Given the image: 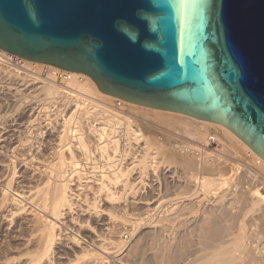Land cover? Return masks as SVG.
I'll return each mask as SVG.
<instances>
[{
	"label": "water",
	"instance_id": "95a60500",
	"mask_svg": "<svg viewBox=\"0 0 264 264\" xmlns=\"http://www.w3.org/2000/svg\"><path fill=\"white\" fill-rule=\"evenodd\" d=\"M0 48L222 123L264 159V0H0Z\"/></svg>",
	"mask_w": 264,
	"mask_h": 264
},
{
	"label": "bare ground",
	"instance_id": "6f19581e",
	"mask_svg": "<svg viewBox=\"0 0 264 264\" xmlns=\"http://www.w3.org/2000/svg\"><path fill=\"white\" fill-rule=\"evenodd\" d=\"M14 59H16L17 61L14 62ZM1 63H7L11 66L16 65L17 69H20V70H21V68H25V70H30L31 72H29V73H30L31 78H29V79L21 78L23 76L20 77V73H18L16 71H15L16 73H14V71L12 72V71L8 70L4 66H2ZM44 67H47L50 69V71H52L47 78H43L40 76V71ZM57 73H62V75L64 76V79H62V82H64V84H62V85L59 84ZM0 87H4V89L6 91L5 95L8 97V99L12 100L13 102H16L17 99H21V98L25 99V98L33 97V96L38 97L40 94L44 95V98L39 97V99H38L39 101H41L38 103H40L39 106L42 105V108H48V107H45L44 105H49L52 102L54 104L55 100H52V99L58 100L59 98L62 99V97H63V99L65 97H68L67 102H68L69 106H71V108H74V110L69 117H65L66 121L64 120L65 121L64 123H68L71 120V118H73L75 116V113L77 111H81V113H88V114L90 113V115H91V113H96V114L100 115V117L97 119L102 118L100 123H96V124H101V125H96L95 123H92V122H94V120L89 121V123L87 124V128H88L89 132L87 130L86 131L88 132V136L91 137V140H92V137L94 138V141L93 140H92L93 142L91 141L92 142L91 145H88V142L86 141V136H83L86 131L83 128V125H81V121L78 120V121H76L77 125H74V128L71 129V134H72L71 137L72 138L68 141L67 144L65 143L62 145V143H64L65 140H67V135H66L67 131L64 129L63 130L64 133L59 135L60 136V139H59L60 143L59 144H61L62 147L70 144L68 147V149L70 150V152H69L70 156L65 157V155H63V153H60L58 156L59 160L56 161L55 163L51 164L50 166H48L49 164L46 162V160L43 161L44 159L38 158V161L41 160V162H46L47 164H46V166L43 165V167L42 166L40 168L35 167L34 170L32 169L31 171H33V173L31 172L32 174H30V176H35L36 175L35 172L37 170V172L41 171V175L43 174V176H45L47 179V180L45 179L46 180V181H44L45 185L42 188H40V187L37 188L38 190L44 191V200L41 202V204L37 205L35 199H31V197L27 196L30 194L31 188H30V191H28V190L25 191V189H24V191L16 192L15 190H13L12 184H13L15 174H16L15 170L13 173H10V174H12L11 176H9L10 174H9L8 170H6V172H8L6 174H9L8 176H2L0 174V207H4V209H5V206H7L9 203H11V204L13 203L16 208H14L15 211L12 212V214H11L12 216L16 215V214L19 215V213L21 214V212L26 213V212L30 211V212L34 213L33 216L36 217V219L38 218L39 221H41L42 226H43L44 232L42 230V233H44L45 237L43 239L41 236H44V235L41 234V236H40L44 240V245L42 244L43 242L41 243L43 246L42 251H37V252L35 251L37 254L36 255L33 254V256H32L33 258L31 257V259L28 262H25L26 264H39L44 259L47 252L52 247H54V245L56 244V242L59 239L58 234L56 233L57 226H58L57 222H60V220H61L60 217L65 213V211L71 210L72 200H73L72 198L74 195L73 193H71V190L69 189L68 182L65 181V178L63 179L62 177H65V176H72V177L73 176H78V177L79 176H84V177L85 176H94V177L100 176V178L97 177V178H99V179H97L99 181L98 182V186H99V190H100L99 192L102 193L101 195H103L105 197L107 203L108 202L112 203V204L116 203V206H117V203L118 204H121V202L123 203L122 198L124 199L126 197L125 195L131 194L133 196H131L132 199L130 200L131 201L130 204L134 207L132 209L135 210L136 209L135 207H138V208L141 207V208H143V210H141V209H139V210L145 212V215H146V213H148L152 209V206L155 203V200H152L154 198L151 199V197H150L152 194L150 196H147V197L137 196V192L139 191L138 186H141V183L144 182V178L146 177V176H144L146 173L145 171H147L146 174L148 175V173H149L148 170H145V168L144 169L142 168L139 171L140 173L138 172L139 175L137 173H135L138 176L135 175V178H134V176H131L134 178V179L133 178L132 179L135 182L137 181L136 183L134 181H131L132 179L129 178L130 174L133 175V173L136 172V170L138 168L140 169V167H144L145 163L149 162L150 159L148 160V158L149 157L151 158V156L153 155L152 151H150V148L152 147V143L149 140L146 141L145 146L142 147V148L146 149V152L143 153L144 155L140 154L141 157L137 158L135 160V158H132V159L127 158L128 154L130 152L128 153V151H126L127 146L125 147V144H123L121 141L122 139H124V141H125V138H123V137L126 134H129V131H130L129 126H126L127 128H125L124 133H122L123 130H115V132H114L115 135L113 133H112L113 134L112 137L109 135V130H111L109 128L112 125V124L110 125V123L113 122L114 125H116V124L119 125L122 123V121H121L122 117L124 119L129 118L128 116L121 115L123 108L124 109L125 108H127V109H131V108L135 109L136 108V109H138L137 111L139 113H143L145 115L152 113L154 115L155 119L157 118V120L159 122H162V123L178 122L181 125H183L186 129H189V130H191V128H192L191 125L188 123H184L183 120L199 124L200 127L195 128V129L199 133V137L201 139L200 140L201 144H202L201 150L202 149L205 150L204 147L208 146L210 144V142L213 140V141L223 142L227 147H231V149H235L234 151H232L233 152L232 153L233 158H236L239 160V159H241L239 155H241L242 153H245V155L247 157L246 160H248L249 162H246V165H244V172L235 180L237 183H239V184L245 183V182H247V181H249L255 177L259 180L260 183H264V176L259 175L258 172L255 170V168H256V169H259L261 172H264V159L257 152H255L246 142H244L235 132H233L230 128L226 127L222 123L196 118L194 116H191V115H188L185 113H181V112H176V111H171V110H165V109L140 105V104H137L134 102L127 101L123 98L105 93L99 89L95 80L90 75H88L84 72L66 70V69H62V68L55 66V65H52V64L41 63V62H37V61H31V60H28L26 58H22V57H19L17 55H13L12 53L2 49V51H0ZM101 102H103V104ZM104 103H107V104L114 106V108H117V110L115 112L110 110L109 107ZM25 113L26 112L24 111L21 118H25L24 115H27ZM27 117H30V116L28 115ZM35 120L36 119H34V121ZM83 129H84V131H83L84 133L81 132V130H83ZM10 131L12 132L15 130H8L7 132H10ZM13 135H14L13 133H10L6 136L4 133H2L0 131V154L3 155V153H6V154L9 153L10 155H8V156H10V158H11L9 160V163H10V161L12 163L13 162L15 163L17 161V160L13 161V159H16L15 153H17V151H19V146H20V145L15 144V143L8 145L9 142L7 143V141ZM73 136L76 137L77 141L80 143L81 148H82V151L80 152V156H82V155L83 156L80 159L78 157H76L77 155H75V153L72 149L73 145H75V143H73V140H74ZM131 137H130V134L128 137L126 135V138H127L126 140L128 141V139H131ZM129 143H128V146H129ZM110 147H113L112 152L114 153V155H113V153L111 155L110 150H109V149H111ZM130 147H131V145H130ZM91 148H93V149H91ZM132 148L133 147H131V149ZM134 148H136V147L134 146ZM133 149H132L131 154L136 153V152L135 153L133 152ZM158 149H159L158 150L159 153L164 154L167 152V149L164 147H162V148L159 147ZM95 151H96L97 155L100 156V157L98 156L99 158L96 155H94ZM142 151H144V150H142ZM190 151L193 152L191 149H190ZM158 152L157 151L153 152L154 155L152 156L153 159L155 160L156 164L160 163L159 160H156ZM199 152H201V151H199ZM138 153H140V152H138ZM148 154H150V155L152 154V155L148 156ZM198 154L199 153H195V155H193L190 159H186L184 157V156H187L186 153L176 154L175 155V156H177L176 162L179 163V165H181L186 170L185 172L187 174L177 175L178 172L176 174L175 170H172L171 173H173V174L167 173V175L164 174L163 176H166V177L167 176H169V177L170 176L171 177L172 176H174V177L175 176L176 177L177 176H188L187 180H186V187H188L190 189L192 187H198V184H197V186L195 185L197 182L195 184L192 183V177L193 176L197 177L199 172L198 173H190V172H188L189 171L188 169H190V168L192 169L194 166H197V168H199V170L201 169V171H203V172L205 171L204 175L202 174L203 172L201 173L203 176H205L206 170H210L211 166H212V168L215 167L214 162H213L214 164L212 163L213 165H210L211 162L208 161V159H207L208 157H205L206 158L205 160L202 157L204 161H202L203 163H200L201 164V166H200V164H199L200 159L196 157ZM35 156H36V154H35ZM135 156L138 157L139 155L138 156L133 155V157H135ZM147 156H148V158H147ZM238 156H239V158H238ZM3 157L5 158L6 156L3 155ZM33 157H34V154H33ZM33 157H32V159H33ZM35 158H37V157H35ZM29 159L24 158L23 160L27 164ZM130 159L132 161L129 162ZM146 159L148 161H146ZM80 161L84 162L85 165H83V168L81 171H78L79 167L77 165L80 163ZM29 163H30V161H29ZM90 163H92L93 165L89 166ZM7 164L8 163H6L5 161L0 160V173L2 171L1 167H4V166L7 168H8V166L10 167V165L6 166ZM160 164L162 165V162ZM160 164L155 165L152 168L157 167V169H158ZM30 165H32V163L29 164V166ZM67 165H70L72 167V170L69 172V174H67V170H66ZM147 165H148V163H147ZM33 166H36V164ZM151 166H152V164H151ZM13 167L15 169V166H13ZM30 167H32V166H30ZM145 167H147V166H145ZM232 168H234V167H232ZM175 169L177 170L178 168H175ZM215 169H216V167L214 168V170ZM12 170H13V168H12ZM233 170H234V174L235 173L237 174V172L239 171V170H237V168L236 169L234 168ZM2 172L4 173V171H2ZM210 172H212V171L210 170ZM210 172L208 174H206L209 177L208 176L204 177L203 181L201 180L203 183L202 185L205 188V190L203 189L205 191V193L209 192L210 190H213V192H215V194H216L217 190L221 188V187H218V185H222V184L227 183L226 182L227 180H234L235 179L234 177H230V178L215 177L213 179V176H210ZM169 173H170V171H169ZM181 173H179V174H181ZM211 175H214V174H211ZM27 176H29V175H27ZM163 176H161V177H163ZM152 177L154 178V176H152ZM156 177H158V176H156ZM210 177H212V178H210ZM180 178H178V181H177L178 185L180 184V180H179ZM216 178H218V179H216ZM79 179H81V177H79ZM182 179H183V177H182ZM194 179H195V177H194ZM199 179H201V178H199ZM162 180L160 179V181H162ZM176 180H177V178H176ZM198 180H196V181H198ZM155 181H157V180L155 179ZM170 181H172V180H170ZM168 182H169V180H168ZM177 182L175 184L176 186H177ZM151 183H153V182H151ZM158 183H160V182H158ZM165 183H166V178H165ZM152 185L153 184H151V186ZM155 185H157V184H155ZM155 185H154V188L156 189L157 186L155 187ZM258 185L259 184L252 183V185H251L252 187H250L248 190L246 188H244L245 190H243V191L241 190L242 192H240L239 194H235L236 193L235 192L234 193L235 196L234 197L232 196L233 198H231L230 200H229L230 197L227 198L228 197V194H227L226 199H228L230 201L231 205H229V204L227 205V204H225V202L223 203V201L225 200V198L223 197L224 195H222L223 193L221 194L223 198L220 197V195H219L220 193H217V195H219V196L215 195L216 197L214 198V200L217 197H220V200H219V198H217L219 201L216 199L218 202L215 200L216 203H215V201H214L215 204L212 202V204H214V205H212L210 207H206L207 205L203 204L205 206L203 209L204 210L203 214L199 212L202 215L200 216V214H199L200 217L199 218L196 217V219H195V217L191 218L189 215L195 207H198L201 205V204L198 205V203H199L198 200L200 198V197L198 198L199 194L197 195V200H196V197L193 196V195L197 194V189L195 188V191L193 190L194 192H192L190 195L186 194V195H188V198H190L189 202L187 201L188 203H185L183 205V204H181L182 203L181 200H180L181 203L174 201L175 202L174 204H173V202H171L174 206L172 205L173 207H171V204H168V206H167L168 209L166 207V205H167L166 204L165 205L166 210L164 212L165 216L162 219L158 220L157 223L153 225L150 233L154 232V234H158V235H160V233H158V232H165L167 227L170 226V231L167 234L168 237H167L165 246L161 250H160V248H158L155 251H154V248L152 249L153 251L150 249L152 252L149 251V253H148L146 249L148 247L152 248L154 245L151 244L153 246H151V245L148 246V243H150L151 239H152V238H150V240L145 239L144 243L147 242L148 247L147 248H146V246L144 247V245H143L144 237L146 235V238H147L146 233H149L145 230V232H146L145 235L143 234L144 231L140 232L144 235L143 238H142V236H140L141 234L139 235L140 237L137 235V237H139V238L135 239V243L133 244L134 245L133 250L136 251L135 253H137L139 250L140 251L142 250V247H144L143 249L146 248L144 250L145 252L148 253V255H146V256H148V259L150 261L152 259L153 262H155V264H264V194L260 191V189L258 188ZM215 186H217V188H218L217 190L215 189L216 188ZM162 187H164V186H162ZM173 187H174V189L176 188L175 186H173ZM112 188H115L117 190H115V189L113 190ZM168 188H169V186H168ZM159 191H161V190H159ZM198 191H200V190H198ZM204 191H203V193H204ZM180 193H181V191H180ZM172 194H174V193L172 192ZM224 194H226V192ZM169 195H171V194H169ZM180 195H183V194H179L178 199H179ZM184 195H185V193H184ZM17 196H19L20 198H18ZM175 196H176V194H175ZM199 196H202V193ZM168 197H170V196H168ZM172 197H174V196H172ZM205 197H208V196L206 195ZM164 198H167V197H164ZM183 198H182V200H183ZM186 198H185V200H186ZM178 199H176V201ZM171 201H172V199H171ZM206 202L208 203V201H206ZM200 203H201V201H200ZM128 205H129V203H128ZM169 205H170V208H169ZM9 206H10V204H9ZM237 206L240 209L235 212V210H236L235 207H237ZM94 207H92V205L91 206L89 205V206H87V208L85 207L83 209H86L85 212L91 213V211L95 212L97 210L96 207L95 208ZM118 207H121V206H118ZM163 209H164V207H163ZM0 210H1V208H0ZM41 212L47 213V215H48L47 218L41 220V215H40ZM96 213H97V211H96ZM111 215H113V214H111ZM111 215H110V217H111ZM140 216H141V214H140ZM49 217H51V218H49ZM113 217H115V216H113ZM147 217H148V215H147ZM164 220H165V222H164ZM259 220L262 222L263 228L261 229L260 228L261 226H260V227H258V230L256 228V231H255L254 230L255 228L253 227L252 229L254 230V232H253V230L252 231L249 230V229H251V228H249L250 227L249 225H251V224L253 225V223L259 222ZM26 221H27V224H29L31 219L26 217ZM33 221H36V220H33ZM39 221H37V222H39ZM62 222H64V221H62ZM102 222H104V221H102ZM169 222H171V223L173 222L174 224L172 223V225L171 224L169 225ZM261 222H259V223L261 224ZM72 223H73V221H72ZM23 224L21 223L20 226ZM256 227H257V224H256ZM25 228H26V226H25ZM68 229L70 230V228H68ZM23 230H24V228H23ZM181 230H182V233L183 232L184 233L183 234L181 233V237L179 236L180 240L178 241L179 238H177L175 235H177L176 232L179 231V233H180ZM113 231H112V234H113ZM71 232H72V230H71ZM193 232H197L196 238H194L195 235L192 234ZM75 233H76V231H75ZM136 233H137V231H136ZM77 234H79V233H77ZM77 234L69 235V237H70L69 239H71L75 243V246L78 247L81 245V244L79 245V243H80V237L79 236H81L82 234L79 236ZM114 237L115 236H113L111 238H114ZM252 237H257L258 239H256L255 241H252L251 240ZM41 238H39V239H41ZM107 238H109V237H107ZM111 238L109 240L107 239L108 241L105 238V241H107V242L102 243L101 246L106 247L108 249V251L112 250L111 252H114L113 249H117L119 246H121V249H122V245H120L121 243H119L121 241L120 238L118 237L119 242L114 240V239H118V238H114V239H111ZM71 240H70V242H71ZM30 241H32V240L30 239ZM67 241H69V240H67ZM194 243L195 244L199 243V244L203 245L206 249L210 248L209 249L210 251L203 253L204 252L203 250H206V249L204 247H202V248H204L202 250L203 252L198 249L199 252L200 251L202 252V254L198 255L195 253V254H193L194 256L192 255L193 257H190L191 254H190V256H187L186 255L187 252L191 249V247ZM29 244H30V242H29ZM133 245H130V246L132 247ZM157 245H158V243H157ZM201 245H198V246L201 247ZM83 247L81 249V252H82L81 254H83V256L91 254L89 250L88 251L84 250L85 247L84 248ZM155 247H157V246H155ZM130 248H129V251L127 250L128 252L126 253L128 255V258L132 257V256H130V254L133 253L132 252L133 250L130 251ZM194 248H195V245H194L192 250H194ZM198 250L196 249V251H198ZM117 251H119V250L117 249ZM27 252H29V251L27 250ZM126 254L124 255V258L126 256ZM143 254H145V253H143ZM140 256H139V258H141ZM136 257H137V255H136ZM128 258L126 257V259H128ZM132 259H133L132 260V262H133L134 259H137V258H132ZM142 259L143 258L140 259V262L137 260L139 263L135 260L136 261L135 263L140 264ZM122 260H119V261L121 262ZM128 260H127V263H128ZM130 260H131V258H130ZM142 261H144V260H142ZM125 262H123V264ZM129 262H131V261H129ZM145 262H142L141 264H145ZM127 263H125V264H127Z\"/></svg>",
	"mask_w": 264,
	"mask_h": 264
},
{
	"label": "rangeland",
	"instance_id": "374dc122",
	"mask_svg": "<svg viewBox=\"0 0 264 264\" xmlns=\"http://www.w3.org/2000/svg\"><path fill=\"white\" fill-rule=\"evenodd\" d=\"M16 61L17 60L14 59V62H16ZM1 65L4 66L5 68H7L8 70L12 71V72L14 71V73H16V72L20 73V77L23 76L21 78H25V79L31 78L30 73H29V72H31L30 70H25V68H21V70H20V69H17L16 65L11 66L7 63H1ZM51 72L52 71H50L49 68L44 67L40 71V76L43 78H47ZM58 82L61 85L64 84V82H62V79H60V78H58ZM5 94H6V91H5L4 87H0V131L2 133H4L6 136L10 133L14 134L7 141V143L9 142L8 145L15 143V144H18L20 146H19V151H17V153H15L16 159H13V161L17 160L15 163L14 162L12 163L11 161L9 163V160L11 159L10 156H8V155H10L9 153L8 154L3 153V155L6 156L5 158L3 157L2 154H0V160H3L6 163H8L6 166L10 165V167L8 166V168L5 166L1 167L2 168L1 170L4 171V173L1 171L0 174L2 176H8L10 173H13L15 170L16 174H15V178H14V181L12 184L13 190H15L16 192H21V191H24V189H25V191L26 190L30 191V188H31V192L27 196L31 197V199H35V201L38 205V204H41V202L44 200V191L38 190L37 188L38 187L42 188L45 185L44 181H46L47 179L45 176H43V174L41 175V171L37 172V170L35 172V174L37 176L35 174H34L35 176H30V174L33 173V171H31V170L32 169L34 170L35 167L40 168L41 166L43 167V165L46 166L47 163L49 164L48 166H50L51 164H53L59 160L58 156L60 153H63V155H65V157L70 156L69 155L70 150L68 149L70 144H68L64 147H62L61 144H59L60 143V140H59L60 136L59 135L64 133V131H63L64 129L67 131V132L65 131L66 135H67V140H65V142L62 143V145L65 143L67 144L68 141L72 138L71 137V135H72L71 129L74 128V125H77L76 121L80 120L81 125H83V128L85 129V131L87 130L89 132V130L87 128V124L89 123V121L94 120V122H92V123L96 124V123H100L102 118L97 119L100 117V115H98L96 113H91V115H90V113L89 114L88 113H81V111H77L75 113V116L73 118H71V120L68 123H64L66 121L65 117H69L74 110V108H71V106H69V104L67 102L68 97H65L64 99L62 97V99L59 98L58 100L52 99V100H55L54 104L52 102L49 105H44L45 107H48V108H42V105L39 106L40 103H38V102H41V101H39L38 99H39V97L44 98V95L40 94L38 97L33 96V97L25 98V99L21 98V99H17L16 102H13L12 100L8 99V97ZM101 103L103 104V102H101ZM104 104H106L109 107V109L114 111V112L117 110V108H114V106H112L110 104H107V103H104ZM135 109L134 108H131V109L125 108L124 109L123 108L121 115L128 116L129 118L124 119L121 116L122 117L121 118L122 123L119 125H117V124L114 125L113 122L110 123V125L111 124L112 125L109 128V129H111V130H109V135L112 137L115 130H123L122 133H124L125 128H127L126 126H129V128H130L129 134H130V137L132 136L131 139H128V141H127L126 135L128 137L129 134H126L123 137V138H125V141H124V139H122L121 141L123 144H125V147L127 146L126 151H128V153L130 152L128 154L127 158H131V159L135 158V160L137 158H140L141 155L146 152V149L142 148V147L145 146V142L148 140L152 143V147L150 148V151H152L153 155H154L153 152H156V151L158 152L159 147H161V148L164 147L167 149V152L164 154L159 153V152L157 153V159L156 160H159L160 163L162 162V165L160 163L156 164L155 160L152 157L153 155L151 154L152 155L151 156L150 154H148V156L150 155L151 158L150 157L148 158V156H147V158H148V160L150 159L151 161L149 160V162H147L148 165H147V163H145V166H147V167H145L143 165L144 167H140V169L138 168L137 169L138 171L136 170V172H134L133 175L130 174V176H129V178L132 179L133 177H131V176H134V178H135V175H137V174L139 175V173H140L139 171L142 168L143 169L145 168V170H148V172H149L148 175L146 174L147 171H145L146 173L144 172L145 175L143 174L146 177L144 178V182L141 183V186H138L139 191L137 192V196L147 197V196H150L152 194L150 197H151V199L154 198L152 200H155V203L153 204L152 209L148 212L149 214L146 213V215H145V212L140 211L139 209L143 210V208H141V207L140 208L135 207L136 208L135 210L132 209L134 207L130 204V202H131L130 200L132 199L131 196H133L131 194L125 195L126 197L124 199L122 198L123 203L122 202H121V204L117 203V206H116V203H113L114 205L112 203H109V202L107 203L105 197L103 195H101L102 193L99 192L100 191L99 186H98L99 181L97 179H99L100 176H95V177L94 176H85V177L79 176V177H81V179H79L78 176L62 177L63 179L65 178V181L68 182L69 189L71 190V193L74 194L73 198H72L73 199L72 200V207H71V210L65 211V213L60 217L61 220L59 219L60 222H57L58 226H57L56 233L58 234L59 239L56 242V244L54 245V247H52L47 252L44 259L39 264H123V262H125V261H126L125 263H127L128 259L129 260H128L127 264H133V263L138 264L140 262L141 258H143L142 260H144V261L141 260V263L146 261L148 264H155V262H153L152 259L150 261L148 259V256H146V255H148L149 251L152 252L153 248L155 251L158 248H160V250H161L165 246V243H166V240L168 237L167 234L170 231V226L167 227L165 232H158V233H160V235L154 234V232H151L152 233L151 234L150 231H151L153 225L156 224L158 220L162 219L165 216L164 212L166 210V208H165L166 204H167L166 207L168 206V204H171V207H173L174 206L173 204L175 202L181 203V201H182L181 204H183V205L185 203H188L190 200V198H188V195H190L192 192H194L195 188H196L197 194L193 195L194 197H196V200H197L198 194L201 195V193H202V196H203L202 197V196L198 195V198L199 197L201 198V199L199 198V200H198L199 201L198 205H200V204L201 205L198 206L199 208L195 207L193 209V211L189 214L191 218L195 217V219H196V217L199 218L203 214V211H204L203 209L205 207L204 205H207L206 207H210V206L214 205L216 203V201L218 200L217 198H219V200H220V197H222V195H224L223 197L225 198L223 203L225 202V204L231 205L229 200L231 198H233L235 196V194H239L240 192L245 190L244 188H246L248 190L250 187H252L251 186L252 183L259 184L258 188L264 194V183H260L256 177L245 182V183H241V184H239L235 181L244 172V165H246V162H249L248 160H246L247 157H246L245 153H242V154L240 153L241 155H239V156L241 159H239V160L236 158H233V154H232L233 152L232 151H234L235 149H231V147H227L223 142H218V141H213V140L210 142L208 147H206V146L204 147L205 150H203V149L201 150V147H202V144L200 141L201 139L199 137V133L195 129V128L200 127L199 124L183 120L184 123H188L191 125L192 128H191V130H189V129H186L183 125H181L178 122L162 123V122H159L157 120V118L155 119V117L152 113L145 115L143 113H139L137 111L138 109H136V110ZM24 111L26 112L25 114H27V115H24L25 118H21ZM28 115L30 117H27ZM34 119H36V120L34 121ZM96 125H101V124H96ZM84 129L81 130V132H83ZM8 130H15V131L7 132ZM87 131L85 133L83 132L84 133L83 136H86V141L88 142V145H91L92 142L94 141V138L92 137V140H93L92 141L91 137L88 136ZM73 139H74L73 143H75V145H73L72 149H73L75 155H77L76 157H78L80 159L83 156V155L80 156V152L82 151L81 145L77 141L75 136H73ZM128 143H129V146H128ZM130 145L133 148H134V146L136 147L134 149L132 148L133 152L134 153L136 152L135 154H133V153L132 154L137 155V156L139 155L138 157H136V156L133 157V155L131 154L132 149H131ZM110 148L111 149H109V150H110V153L112 155V153H113L112 148L113 147H110ZM91 149H93V148H91ZM141 149L144 151H142ZM190 149L193 152H191ZM199 151H201V152H199ZM138 152H140V153H138ZM194 152L199 153L196 156L197 158L200 159L199 164L203 163L202 161H204L206 159L205 157H208L207 158L208 161L211 162L210 165H213L215 163L214 166L216 167L215 170H214V168H215L214 166H213L214 168H212V166L210 167V170L213 173L210 172V170H206L205 176H203L205 171L203 172V171H201V169L199 170V168H197V166H194L192 169L190 168L191 170L188 169L189 170L188 172H190V173H198L199 172L197 177L196 176L192 177V183L195 184L197 182L195 185L197 186V184H198V187H192L191 189L186 187V180H187L188 176H177V177L176 176L175 177L174 176H172V177L171 176L170 177L169 176H167V177L163 176L164 174L167 175V173L173 174V173H171L172 170H175L176 174L178 172L177 175L187 174L185 172L186 170L181 165H179V163L176 162L177 156H175V155L186 153L187 156H184V157L186 159H190L193 155H195ZM33 154H34V157H33ZM35 154H36V156H35ZM94 155H96L97 157L99 156V155H97L96 151H95ZM113 155H114V153H113ZM239 156H238V158H239ZM32 157H33V159H32ZM35 157H37V158H35ZM202 157L204 158V160ZM24 158L25 159L30 158L28 160L27 164L24 162V160H23ZM38 158L44 159L43 161L46 160L47 163L41 162V160L38 161ZM131 159L129 160V162L132 161ZM148 160L146 159V161H148ZM29 161H30V163H29ZM31 163H32V165H30V166H32V167L29 166V164H31ZM35 164H36V166H33ZM151 164H152V166H151ZM159 164L161 167L159 166L158 169H157V167L152 168L153 166L159 165ZM83 165H85V163L80 161V163L77 165L79 167V168L77 167L79 170L77 168L76 169L78 171H81L83 168ZM90 165L92 166L93 164L90 163L89 166ZM13 166H15V169ZM200 166H201V164H200ZM232 167H234L235 169L237 168V170H239L237 172V174L236 173L234 174V170H233L234 168H232ZM12 168H13V170H12ZM175 168H178V169L176 170ZM6 170H8L9 174H6V173H8V172H6ZM66 170H67V174H69V172L72 170V167L70 165H67ZM255 170L258 172L259 175L264 176V172H261L259 169H256V168H255ZM169 171H170V173H169ZM209 172H210V176H213V179L215 177H218V178L219 177H226V178L234 177L235 179L234 180H227L226 181L227 183L222 184V185H218V187H221L220 189H218L217 186H215L216 187L215 189L216 190L218 189L216 194H215V192H213V190H210L209 191L210 193L206 192L207 193L206 194L204 191L205 188L202 185L203 184L202 181H203L204 177L208 176L206 174H208ZM135 173H137V174H135ZM179 173H181V174H179ZM211 174H214V175H211ZM11 175L12 174H10L9 176H11ZM27 175H29V176H27ZM152 176H154V178ZM156 176H158L159 178ZM161 176H163V177H161ZM97 177H99V178H97ZM182 177H183V179H182ZM194 177H195V179H194ZM165 178H166V183H165ZM176 178H177V180H176ZM178 178H180L179 180H180L181 185L180 184L178 185V182H177ZM199 178H201V179H199ZM210 178H212V177H210ZM218 178H216V179H218ZM133 179L131 181H134ZM155 179L157 181H155ZM160 179L161 180L163 179V180L160 181ZM168 180H169V182H168ZM170 180H172V181H170ZM196 180H198V181H196ZM151 182H153V183H151ZM158 182H160V183H158ZM176 182H177V186L175 185ZM151 184H153V185L151 186ZM155 184H157V185H155ZM154 185H155V187L157 186L156 189L154 188ZM162 186H164V187H162ZM168 186H169V188H168ZM173 186H175L176 188L174 189ZM112 189L114 190L115 188H112ZM115 190H117V189H115ZM159 190H161V191H159ZM198 190H200V191H198ZM180 191H181V193H180ZM203 191L205 194L203 193ZM224 191L226 192V194H224L225 193ZM172 192L174 194H172ZM184 193H185V195H184ZM217 193H220L219 194L220 197H217L216 198L217 200L215 199L216 200L215 201L214 198L216 196H219V195H217ZM169 194H171V195H169ZM175 194H176V196H175ZM177 194L178 195L183 194V195H180V197L178 199ZM186 194H188V195H186ZM227 194H228L227 198L230 197L229 200L226 199ZM206 195L208 197H205ZM168 196H170V197H168ZM172 196H174V197H172ZM17 197L20 198L19 196H17ZM164 197H167V198H164ZM170 198L172 199V201ZM175 198L178 200L176 201ZM182 198H183V200H182ZM185 198H186V200H185ZM200 201H201V203H200ZM206 201H208V203ZM214 201H215V203H214ZM171 202H173V204ZM212 202L214 204H212ZM128 203L131 207L128 205ZM9 204H10V206H9ZM9 204L7 206H5V209H4V207H0L1 208V210H0V264H26L25 262H28L31 259V257L33 256V254L36 255L37 251H42V248H43L42 244L44 245L43 239L45 237L44 233H42L43 226H42L41 221H39L38 218L36 219V217L33 216L34 213H32L30 211H28L26 213L21 212V214L19 213V215L16 214V215L12 216L11 214L13 211H15L14 208H16V207L13 203L12 204L9 203ZM89 205L90 206L92 205V207L95 206L97 209V210L95 209L97 211V213H96V211L95 212L91 211V213L85 212L86 209H83V208H85V207L87 208V206H89ZM118 206H121V207H118ZM163 207H164V209H163ZM169 208H170V205H169ZM235 208H236L235 212L240 209V208H238V206ZM167 209H168V207H167ZM199 212L202 214H200ZM109 214L110 215L113 214V215H111V217H110ZM140 214H141V216H140ZM199 214H200V216H199ZM40 215H41V220L47 218V216H48L47 213H45V212H41ZM147 215H148V217H147ZM113 216H115V217H113ZM26 217L31 219L29 224H27ZM49 218H51V217H49ZM33 220H36V221H33ZM37 221H39V222H37ZM62 221H64V222H62ZM72 221H73V223H72ZM102 221H104V222H102ZM164 222H165V220H164ZM259 222H261V221L259 220ZM259 222L253 223L254 226L252 224L249 225L250 226L249 228H251L249 230L252 231L253 230L252 228L254 227L255 228L254 230L256 231V228L258 230V227H260V226H261L260 228L262 229L263 228L262 222H261V224ZM19 223L20 224L24 223V224L20 226ZM172 223L169 222V225L170 224L172 225ZM256 224H257V227H256ZM25 226H26V228H25ZM22 227L24 228V230ZM68 228H70V230ZM71 230H72V232H71ZM111 230L113 231V234H112ZM145 230L149 233H146ZM254 230H253V232H254ZM75 231H76V233H75ZM136 231H137V233H136ZM43 232H44V230H43ZM140 232H143L144 235H145V233L147 234V238L145 235L144 241H143L144 247L146 246V248H147L151 244H153L154 246L151 245V246H153L152 248L151 247H148L147 249L145 248L148 253L145 252L144 251L145 249H143L144 247H142V250L141 251L139 250L138 251L139 253L137 252L139 254L138 255L137 253H135L136 251L133 250V248H134L133 244L135 243V239H138L140 236H142V238H143L144 235ZM77 233H79V234H77ZM181 233H182V230L180 231V233H179V231L176 232L177 235H175V236L177 238H179V236L181 237ZM196 233L197 232L192 233L193 235H195L194 238L197 237ZM41 234L44 236H41ZM71 234H77L78 236L82 234L81 236H79L80 237L79 245L80 244L81 245L83 244V245L82 246L80 245L78 247L75 246V243L71 239H69L70 238L69 235H71ZM112 235L115 236L114 238L119 237L121 241L119 242V238L118 239L111 238V237H113ZM137 235L138 236L140 235V236L137 237ZM107 237H109V238H107ZM39 238H41V239H39ZM105 238H106V240L107 239L109 240L111 238V239L118 241L119 243H121L120 245H122V249H121V246H119L120 248L119 247L117 248L119 251H117V249H113L114 252H111L112 250L108 251V249L106 247L101 246L102 243L108 241V240L105 241ZM150 238H152L151 242L149 241L150 243H148V246H147V242L144 243L145 239L150 240ZM30 239L33 242L30 241ZM256 239H258V238L252 237L251 240L255 241ZM67 240H69V241H67ZM70 240L72 243L70 242ZM179 240H180V238L178 239V241ZM29 242H30V244H29ZM157 243H158V245H157ZM130 245H133V246L131 247ZM194 245L196 248L198 245H201V244H199V243L195 244L194 243L192 245L191 249L187 252V254H186L187 256H190V254H191L190 257H193L194 256L193 254H195V253L199 255V254H202L203 251H204L203 253L210 251L209 250L210 248L206 249L203 245H201V247L198 246L196 248L197 250L199 249L201 251L205 248L206 250H203L202 252L201 251L199 252V250L196 251L195 248H194V250H192ZM83 246L85 247L84 250H87V251L89 250L91 254L83 256V254H81L82 253L81 249ZM155 246H157V247H155ZM128 247L129 248L131 247L132 249L130 248V251L133 250L132 252L135 254V255L133 253L130 254V256H132V257H130L131 260H130V258H128V255L126 254L129 251ZM202 247H204V248H202ZM27 250L29 252H27ZM124 253L126 254L125 258H124V255H125ZM143 253H145V254H143ZM136 255H137V257H136ZM139 256L141 258H139ZM126 257L128 259H126ZM132 258H137V259H134V261L132 262V260H133ZM119 260H122L123 262L122 261L120 262ZM135 260L136 261L138 260L139 262L137 261L138 263H135L136 262ZM129 261H131V262H129ZM146 262H145V264H147Z\"/></svg>",
	"mask_w": 264,
	"mask_h": 264
},
{
	"label": "built area",
	"instance_id": "2783aa9c",
	"mask_svg": "<svg viewBox=\"0 0 264 264\" xmlns=\"http://www.w3.org/2000/svg\"><path fill=\"white\" fill-rule=\"evenodd\" d=\"M0 51H2V49H0ZM57 75H58V78L64 79V76L62 75V73H57ZM206 147H208V146H206Z\"/></svg>",
	"mask_w": 264,
	"mask_h": 264
}]
</instances>
